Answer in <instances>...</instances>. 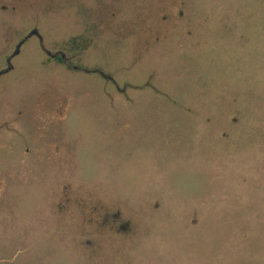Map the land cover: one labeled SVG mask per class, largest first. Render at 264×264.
<instances>
[{
    "label": "rangeland",
    "instance_id": "1",
    "mask_svg": "<svg viewBox=\"0 0 264 264\" xmlns=\"http://www.w3.org/2000/svg\"><path fill=\"white\" fill-rule=\"evenodd\" d=\"M0 264H264V0H0Z\"/></svg>",
    "mask_w": 264,
    "mask_h": 264
},
{
    "label": "water",
    "instance_id": "2",
    "mask_svg": "<svg viewBox=\"0 0 264 264\" xmlns=\"http://www.w3.org/2000/svg\"><path fill=\"white\" fill-rule=\"evenodd\" d=\"M18 51V50H17ZM17 53V52H16Z\"/></svg>",
    "mask_w": 264,
    "mask_h": 264
}]
</instances>
